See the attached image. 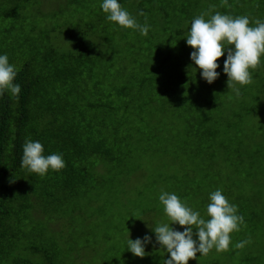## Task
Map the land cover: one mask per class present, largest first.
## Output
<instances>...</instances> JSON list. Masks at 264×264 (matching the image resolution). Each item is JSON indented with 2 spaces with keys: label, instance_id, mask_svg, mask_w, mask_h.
<instances>
[{
  "label": "trees",
  "instance_id": "trees-1",
  "mask_svg": "<svg viewBox=\"0 0 264 264\" xmlns=\"http://www.w3.org/2000/svg\"><path fill=\"white\" fill-rule=\"evenodd\" d=\"M126 1L119 0L121 5ZM209 1L215 2L209 8L212 14L240 13L252 24L264 20V0ZM35 2L0 0V54H7L9 62L20 68L14 83L21 85L18 99L9 92L0 96V264H32L23 253L40 258L38 264H62L60 231L51 228L44 234L33 224L32 214L40 213L38 217H47L52 224L66 222L82 197L105 189L107 173L125 172L127 165L150 150L161 154L158 134L165 115L179 118L182 111L187 113L184 141L194 134L200 141L216 136L205 127L217 108L215 102H206L197 127L191 126L192 69L172 50L173 0H147L149 7L142 9L157 11L165 20L154 35L140 39L150 51L129 47L133 42L106 50L111 42L99 33L123 31L127 37L130 29L121 30L107 20L101 7L95 14L101 15L100 28H94V17H88L78 35L69 34L66 44L56 45L48 32L36 33L33 20H28ZM76 2L71 0L69 6L78 11ZM177 3L187 11L191 0ZM87 16L90 11L83 18ZM27 22L33 24L30 30L25 29ZM207 106L211 109L205 110ZM27 139L40 141L45 156L62 153L65 167L50 169L44 176L29 173L21 167ZM132 172H138V166Z\"/></svg>",
  "mask_w": 264,
  "mask_h": 264
},
{
  "label": "rangeland",
  "instance_id": "rangeland-1",
  "mask_svg": "<svg viewBox=\"0 0 264 264\" xmlns=\"http://www.w3.org/2000/svg\"><path fill=\"white\" fill-rule=\"evenodd\" d=\"M146 1L140 4L139 0H127L122 6L135 16L138 23L150 25L148 34L154 35L158 28H163L162 21L165 20L160 13L156 14L157 11L141 15L142 9L149 7ZM198 1L191 0L186 11L177 0H173L170 7L173 16L171 30L176 33L171 39L172 50L179 52L191 65L189 84L194 89L191 98L195 99L193 111H190L191 126L197 127L198 116L202 113L200 110L206 102H215L217 106L209 114L205 126L207 131H215V139L200 141L194 134L191 140L184 141L185 121L189 125L187 113L182 111L179 118L165 115V123L159 118L161 131L158 139L164 149L161 154L150 150L133 160L130 166L127 165L125 172L107 173L104 176L105 189L82 197L72 207L74 211L70 209L66 222L52 224L50 221L53 220L42 215L38 217L40 213L32 214L33 224L44 234L47 235L51 228L60 231L62 264H163L169 253L159 244L146 245L147 254L143 258L134 256L126 248L128 235L134 240L148 234L154 241L155 233L151 227L168 222L158 199L161 189L177 194L208 219L209 193L218 188L230 203L237 206L238 214L244 217V224L239 231L230 234L231 243L227 251L213 248L207 255L199 256L197 253V259H190L188 264H264V56L260 65L250 69L252 83L243 86L238 97L227 87L228 78L222 71L224 56L218 59L220 67L217 71L221 75L211 84L202 79L201 70L190 59L193 49L186 44V36L196 16L207 13L205 18H210L212 12L209 8L215 2L201 0L207 2L204 6ZM70 3L71 0H36L30 8L33 14L28 17L34 25L27 22L25 29L28 27L30 30L33 25L36 33L48 32L56 45L63 46L67 35L79 34L86 21L84 19L94 17L93 27H101V15L95 16L101 0H77L74 7L78 11L69 6ZM89 11L91 16L83 18ZM250 25L254 26L251 22ZM53 26L58 29L49 32ZM120 27L121 30L129 29ZM127 33V37L123 31L99 34L111 42L106 50L126 47L133 42L129 47L150 51L147 42L140 43L144 35L137 34L134 29ZM166 37L163 35V38ZM155 40L153 37L152 41ZM103 60L110 59L104 57ZM250 108L254 109L247 114ZM207 109L211 108L207 106ZM182 141L188 143L182 144ZM136 166L138 172H132ZM127 177L130 179L124 185ZM171 226L181 231L185 227L178 224ZM240 241L249 242L242 248H236ZM23 254L32 264L40 261L30 253Z\"/></svg>",
  "mask_w": 264,
  "mask_h": 264
},
{
  "label": "clouds",
  "instance_id": "clouds-1",
  "mask_svg": "<svg viewBox=\"0 0 264 264\" xmlns=\"http://www.w3.org/2000/svg\"><path fill=\"white\" fill-rule=\"evenodd\" d=\"M100 7L107 20L148 35L150 25L138 23L119 0H101ZM206 15L201 13L191 21L186 36V44L193 49L190 59L201 70V78L211 84L221 75L217 71L220 67L218 59L224 56L222 71L228 78L227 87L238 97L241 88L252 83L250 69L260 65L264 56V20L256 19L252 26L247 15L234 17L215 12L208 19ZM193 70L197 71L196 68ZM19 71L20 68L9 62L7 54H0V96L9 92L12 98H19L21 85L14 83ZM22 147L21 167L29 173L44 176L50 169L59 171L65 167L63 154L53 152L45 156L44 146L38 140L27 139ZM158 199L168 222L151 227L155 233L154 241L148 234L134 240L128 235L126 248L134 256L143 258L147 254L146 245L159 244L169 253L163 264H188L190 259H197V253L199 256L207 255L213 248L227 251L231 243L230 234L239 231L244 224V217L238 214L237 206L230 203L219 188L209 193L208 219L173 192L161 189ZM173 224L185 227L181 231L174 229ZM248 242L240 241L235 247L242 248Z\"/></svg>",
  "mask_w": 264,
  "mask_h": 264
}]
</instances>
